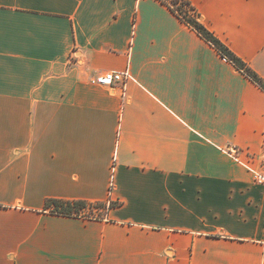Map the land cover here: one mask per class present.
Returning <instances> with one entry per match:
<instances>
[{
    "label": "crops",
    "instance_id": "0c3cea01",
    "mask_svg": "<svg viewBox=\"0 0 264 264\" xmlns=\"http://www.w3.org/2000/svg\"><path fill=\"white\" fill-rule=\"evenodd\" d=\"M188 1L264 80V0ZM227 148L264 173V89L162 1L0 0V264H264Z\"/></svg>",
    "mask_w": 264,
    "mask_h": 264
},
{
    "label": "trees",
    "instance_id": "16d2710c",
    "mask_svg": "<svg viewBox=\"0 0 264 264\" xmlns=\"http://www.w3.org/2000/svg\"><path fill=\"white\" fill-rule=\"evenodd\" d=\"M166 4L172 12L179 11L181 13L180 19L186 24L195 29L201 36L212 43L220 53L227 57L232 63L240 68L252 81L258 84L264 89V80H262L249 66L246 65L239 57H237L232 51H230L223 43H221L210 31H208L204 25L197 19L199 14L195 8L190 4L188 0H171L174 6L168 5L164 0H160ZM178 3V4H177ZM177 5V6H176ZM188 10H192L194 15H190ZM90 203L82 200H59V199H47L46 207H50L52 211L62 215H74L81 216L82 211L85 210ZM111 206V205H110ZM85 216V215H83Z\"/></svg>",
    "mask_w": 264,
    "mask_h": 264
},
{
    "label": "built area",
    "instance_id": "2783aa9c",
    "mask_svg": "<svg viewBox=\"0 0 264 264\" xmlns=\"http://www.w3.org/2000/svg\"><path fill=\"white\" fill-rule=\"evenodd\" d=\"M164 1L168 3V5H171L172 7L174 6L173 4H169L171 3V0H164ZM188 13L190 15H194V12L192 10H188ZM175 14L181 17V13L179 11H175ZM128 79H130V75L127 69L123 71L112 70V71H106V72L93 76V78L91 79V82H94L102 86L119 87L121 97L124 98L125 92H126L125 85ZM224 152L229 157H231L234 161H236L240 166H242L244 169L251 172L255 181L264 184V173L256 170L252 166V162L254 160L253 156H248V158L242 159L240 157L239 151L236 148H227V149H224ZM112 179H113V175L111 177V184H112ZM107 205L109 206L111 204L107 203Z\"/></svg>",
    "mask_w": 264,
    "mask_h": 264
},
{
    "label": "rangeland",
    "instance_id": "374dc122",
    "mask_svg": "<svg viewBox=\"0 0 264 264\" xmlns=\"http://www.w3.org/2000/svg\"><path fill=\"white\" fill-rule=\"evenodd\" d=\"M105 209L106 204L90 203V205L82 211V214L88 217H100L104 213Z\"/></svg>",
    "mask_w": 264,
    "mask_h": 264
}]
</instances>
